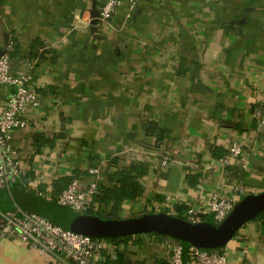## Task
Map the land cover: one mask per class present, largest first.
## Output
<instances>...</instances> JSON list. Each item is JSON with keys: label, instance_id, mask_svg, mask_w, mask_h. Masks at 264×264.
<instances>
[{"label": "crops", "instance_id": "crops-1", "mask_svg": "<svg viewBox=\"0 0 264 264\" xmlns=\"http://www.w3.org/2000/svg\"><path fill=\"white\" fill-rule=\"evenodd\" d=\"M105 1L0 0V52L13 42L11 71H29L38 99L25 111L27 126L12 132L25 169L16 205L23 209L25 194L54 203L53 184L87 168L105 184L132 165L142 171L141 196L122 200L115 216L98 212L93 197L91 216L172 214L235 181L264 192V132L251 118L264 97V0H133L132 8L120 0L89 34V9ZM10 93L0 85V111ZM232 141L247 153L245 172L222 161ZM262 213L222 246L227 264H264ZM153 236L134 235L125 264H166ZM0 264L68 263L4 240Z\"/></svg>", "mask_w": 264, "mask_h": 264}, {"label": "built area", "instance_id": "built-area-1", "mask_svg": "<svg viewBox=\"0 0 264 264\" xmlns=\"http://www.w3.org/2000/svg\"><path fill=\"white\" fill-rule=\"evenodd\" d=\"M129 3V8H132L134 1L131 0ZM121 5L120 0H106L98 8L99 24L108 22ZM13 49V42H7L0 52V85L11 88L6 105L0 111V189L8 192L10 186L20 182L25 173L13 142L12 132L27 126L26 109L38 105L37 92L30 84L29 71L17 73L11 71L10 56ZM31 62L27 63L29 68H32ZM251 118L255 128L259 132H264V97L252 108ZM168 159L164 156L161 165L165 166ZM222 161L225 164L232 162L239 171L245 172L248 156L243 144L232 141L222 156ZM86 171V176L70 178L65 188L55 198L51 197L50 201L76 214H91V203L99 190V170L87 168ZM87 176H91L92 179L88 180ZM29 191L31 190H26ZM36 194L42 198L50 197L40 191H36ZM248 194L251 193L245 185L235 181L224 195L211 194L205 200L188 205L183 218L190 223H198L209 218L218 224L232 211L235 204ZM153 237L167 251L166 264H227L222 247L198 248L188 244V251L185 254L179 240L169 236ZM4 240L19 241L38 254H49L68 264H112L107 261L116 258L115 248L108 239L70 231L16 204L13 210L0 211V243Z\"/></svg>", "mask_w": 264, "mask_h": 264}, {"label": "water", "instance_id": "water-1", "mask_svg": "<svg viewBox=\"0 0 264 264\" xmlns=\"http://www.w3.org/2000/svg\"><path fill=\"white\" fill-rule=\"evenodd\" d=\"M99 11L89 9V34L97 32ZM7 44L5 40L4 46ZM24 210L39 214L52 223L70 231L91 237L116 238L141 233L169 236L198 248H220L247 221L257 218L264 211V192L248 194L240 199L232 211L218 224L206 218L198 223L167 213H146L128 219H96L80 215L25 194L20 201Z\"/></svg>", "mask_w": 264, "mask_h": 264}, {"label": "trees", "instance_id": "trees-1", "mask_svg": "<svg viewBox=\"0 0 264 264\" xmlns=\"http://www.w3.org/2000/svg\"><path fill=\"white\" fill-rule=\"evenodd\" d=\"M155 128H156V124H151L149 125V127H147L148 129L147 131L153 132ZM138 167H139L138 165L137 166L132 165L129 168H122L120 170H117L110 175L108 179L109 181H107V183L99 184V190L94 196L95 199L100 203L98 212L101 213L104 212L105 215L115 216L118 213V209L120 207L122 200L124 199L133 200L141 196L142 193L136 176L141 174L142 171L139 170ZM68 181L69 179L67 180L62 178L53 184V190L51 192L53 198H55L61 192V190L65 188ZM13 187L14 184L10 186V192H8L5 189H0V211L2 212L13 210L15 204H17V198H15L13 194ZM185 210L186 207L184 206H176L171 215L184 219L183 215ZM87 215L91 216V214H87ZM105 219L108 220L115 218H105ZM258 219H261L264 222V213H262ZM136 235L139 236L140 234H136ZM154 236L162 237V235H158V234H154ZM132 237H134V235H128V236H122L116 238H106L108 239V241H110L113 244L116 255L115 260L112 261L108 260L107 263L109 262L112 264H125L123 251L125 250L126 246H128V244L130 243ZM181 244L183 245L184 253L186 254L188 251V244L186 242H181ZM212 249H218V248H212Z\"/></svg>", "mask_w": 264, "mask_h": 264}]
</instances>
